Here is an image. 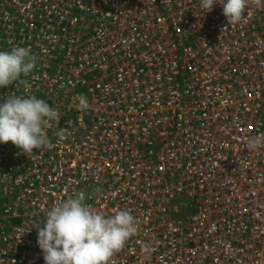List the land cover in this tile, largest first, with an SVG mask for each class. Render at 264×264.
I'll use <instances>...</instances> for the list:
<instances>
[{"label": "built area", "instance_id": "obj_1", "mask_svg": "<svg viewBox=\"0 0 264 264\" xmlns=\"http://www.w3.org/2000/svg\"><path fill=\"white\" fill-rule=\"evenodd\" d=\"M13 46L36 67L0 99L61 117L28 156L0 144V264H44L35 226L79 191L135 218L108 264H264V0L238 24L199 0H0Z\"/></svg>", "mask_w": 264, "mask_h": 264}, {"label": "clouds", "instance_id": "obj_2", "mask_svg": "<svg viewBox=\"0 0 264 264\" xmlns=\"http://www.w3.org/2000/svg\"><path fill=\"white\" fill-rule=\"evenodd\" d=\"M256 4L261 6V0H256ZM217 5L222 6L228 24H238L249 0H199L204 14ZM35 67V57L28 47L13 46L10 50H0V88L28 77ZM88 108V99L81 95L78 109ZM60 117L58 110L35 95H7L0 99V144L11 142L28 156L49 145L46 130L53 122H59ZM64 132L59 129L56 133L61 141L65 138ZM257 139H250L248 147L255 149ZM95 191L99 198L101 190ZM87 198L91 197H86L84 191L74 192L53 204L46 211L43 222L35 226L44 264H108L113 254L137 232L135 218L128 211L117 210L106 216L94 210L86 202Z\"/></svg>", "mask_w": 264, "mask_h": 264}]
</instances>
